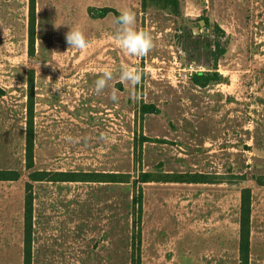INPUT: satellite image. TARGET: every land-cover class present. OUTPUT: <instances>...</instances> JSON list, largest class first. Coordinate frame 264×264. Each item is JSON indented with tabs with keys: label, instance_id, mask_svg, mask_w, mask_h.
<instances>
[{
	"label": "rangeland",
	"instance_id": "1",
	"mask_svg": "<svg viewBox=\"0 0 264 264\" xmlns=\"http://www.w3.org/2000/svg\"><path fill=\"white\" fill-rule=\"evenodd\" d=\"M106 8H132L154 49L138 61L125 55ZM74 27L85 50L68 48ZM215 40L225 51L214 67ZM123 65L143 72L139 101L118 78V103L110 90L95 94L99 70ZM198 72L219 78L201 87L192 80ZM0 88V170L21 173L0 181V264H23L28 95L35 169L128 175L122 183H33L32 264H132L139 186L140 264H238L244 187L249 264H264V0H179L177 12L143 0H0ZM143 104L157 111L141 115ZM144 172L207 174L213 183L135 186Z\"/></svg>",
	"mask_w": 264,
	"mask_h": 264
},
{
	"label": "trees",
	"instance_id": "2",
	"mask_svg": "<svg viewBox=\"0 0 264 264\" xmlns=\"http://www.w3.org/2000/svg\"><path fill=\"white\" fill-rule=\"evenodd\" d=\"M33 4V3H32ZM143 4H153L162 9H169L177 12L179 0H143ZM33 10V8H32ZM106 12H114L116 17L119 12L106 8ZM207 24V20L204 19ZM34 24L30 26V45H33ZM218 31L221 32L219 28ZM211 57L213 66L217 65L219 58L224 53V48L220 42L215 40L212 45ZM215 69V68H214ZM219 75L216 72H198L192 80L197 85L204 87L211 82L217 81ZM32 89V83H30ZM3 90L0 88V96ZM157 111L151 104L141 106V115ZM35 129H34V102L32 95H28L26 103L25 136H24V167L28 171V181L25 183L24 206H23V264H32V235H33V183L35 182H90V183H122L128 181V175L119 173H107L99 171H47L35 169ZM21 173L18 170H0V181H16ZM147 182H176V183H213L210 175L199 173H165L155 174L153 172H144L140 180H134L137 183ZM259 185H264V179L258 180ZM133 196V221L132 232V264H140L139 249L141 240L140 222L142 213V190H134ZM251 190L244 187L240 189L239 204V242H238V264H249L250 259V234H251ZM138 220V221H137ZM138 244V247L136 246Z\"/></svg>",
	"mask_w": 264,
	"mask_h": 264
},
{
	"label": "clouds",
	"instance_id": "3",
	"mask_svg": "<svg viewBox=\"0 0 264 264\" xmlns=\"http://www.w3.org/2000/svg\"><path fill=\"white\" fill-rule=\"evenodd\" d=\"M117 25L114 42L125 55L137 58V61L147 56L155 47V40L150 31L138 30L137 14L132 8L121 10L115 19ZM60 25V24H59ZM68 48L85 50L88 47V40L82 28L74 27L65 35ZM128 86L133 98L139 101L140 94L136 91L141 84L143 72L138 66L123 65L119 69L112 66H105L99 70V78L95 80L94 92L97 95L110 90L109 98L114 102H119L118 91L114 87L117 81ZM71 140V137H67Z\"/></svg>",
	"mask_w": 264,
	"mask_h": 264
},
{
	"label": "water",
	"instance_id": "4",
	"mask_svg": "<svg viewBox=\"0 0 264 264\" xmlns=\"http://www.w3.org/2000/svg\"><path fill=\"white\" fill-rule=\"evenodd\" d=\"M199 25H200V26H203L205 30L207 29V28H206V21H205L204 19H201V20L199 21Z\"/></svg>",
	"mask_w": 264,
	"mask_h": 264
},
{
	"label": "built area",
	"instance_id": "5",
	"mask_svg": "<svg viewBox=\"0 0 264 264\" xmlns=\"http://www.w3.org/2000/svg\"><path fill=\"white\" fill-rule=\"evenodd\" d=\"M191 74V73H190Z\"/></svg>",
	"mask_w": 264,
	"mask_h": 264
},
{
	"label": "crops",
	"instance_id": "6",
	"mask_svg": "<svg viewBox=\"0 0 264 264\" xmlns=\"http://www.w3.org/2000/svg\"><path fill=\"white\" fill-rule=\"evenodd\" d=\"M250 260V259H249Z\"/></svg>",
	"mask_w": 264,
	"mask_h": 264
}]
</instances>
